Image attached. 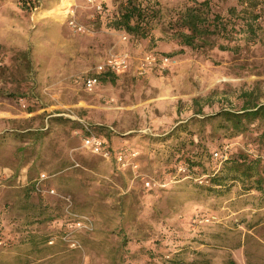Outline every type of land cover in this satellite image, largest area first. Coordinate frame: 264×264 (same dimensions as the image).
I'll list each match as a JSON object with an SVG mask.
<instances>
[{
	"label": "rangeland",
	"instance_id": "obj_1",
	"mask_svg": "<svg viewBox=\"0 0 264 264\" xmlns=\"http://www.w3.org/2000/svg\"><path fill=\"white\" fill-rule=\"evenodd\" d=\"M23 1L0 0V169L8 177L0 207L12 242L0 249V264H167L182 252L187 263L264 264V196L239 194L236 185L224 198H206L195 187L208 186V177H192L183 159L169 158L206 144L212 153L220 145L264 158L258 127L224 139L206 123L246 101L264 106V0H208L212 14L228 19L235 9L238 18L227 37L194 48L179 44L176 20L204 0H142L158 11L146 39L113 29L121 0H104L101 13L85 0H37L32 10ZM111 58H125L126 69L114 84L85 92L78 78ZM67 115L102 128L112 150L125 145L135 156L121 168L88 153L80 123ZM36 131L42 140L19 136ZM44 209L63 222L73 221L70 213L88 217L92 231L74 233L71 247L70 226L59 235L58 223L26 225L41 222ZM29 232L53 237L51 251L24 242Z\"/></svg>",
	"mask_w": 264,
	"mask_h": 264
},
{
	"label": "trees",
	"instance_id": "obj_2",
	"mask_svg": "<svg viewBox=\"0 0 264 264\" xmlns=\"http://www.w3.org/2000/svg\"><path fill=\"white\" fill-rule=\"evenodd\" d=\"M37 0H25L23 1V7L27 10H32L36 7ZM120 10L118 15L112 16V27L114 30L123 31L125 34L135 37L137 39H146L151 32V22L157 15L158 11L154 6L145 3L142 0H121ZM145 3V4H144ZM242 10L241 13H243ZM236 10L231 9V14L228 19H223L221 16L211 13V7L208 0H204L198 4H194L191 7L186 8L181 14L178 15L176 22L179 25V29L176 32V36L179 40V44L186 48H194L195 46L204 47L210 46V39L212 37H227L231 34L228 29L230 25L235 24ZM240 11L238 12V14ZM259 16H253L252 20L257 21ZM249 25V24H247ZM252 30L253 27L250 25ZM225 49V48H221ZM115 83V73H106L97 77V85L101 83ZM31 113V112H28ZM59 122L61 119H54L53 122ZM206 123L214 127L213 130L224 131V139H229L237 136L244 135L251 130V127H258L261 130L260 136L264 137V106L254 105L251 102L246 101L245 105L239 111H220L215 115L206 118ZM100 137L105 140V144L111 150L112 146L110 141L103 135H101L102 128H96ZM183 132L189 133L187 129ZM23 138H32L34 141L42 140L45 133L36 131L25 135H19ZM260 137V138H262ZM211 142V140H210ZM209 143V141H208ZM210 144V143H209ZM220 150V151H219ZM214 153H219L223 157L219 160V167L217 171H210V165L212 164ZM212 153L209 145H198L194 151L186 152L184 155L183 149L171 150L169 158H175L176 161L183 159L186 164V169L192 177L198 175H206L208 177V186L195 187L196 192L206 198L214 197L217 199L227 196L233 187L239 186V194H248L250 192H256L264 196V158L259 153L250 154L249 152H224L221 151L220 145L216 147V151ZM113 159V157H112ZM216 160V159H215ZM115 162V160L113 159ZM2 171V169H0ZM24 200L26 205H23V211H27L29 208L28 201L32 198L35 192L33 186L25 189ZM5 207H7L5 205ZM44 212L42 215H47L41 222L38 220H32L27 222L26 225L32 226L38 223L51 222L59 225V235L62 227H69L73 223L72 220L63 222L61 214L53 211L52 214ZM46 213V214H45ZM5 209L0 207V240L5 245H12L10 238L6 232L5 226ZM65 231V230H64ZM53 237L44 236L38 238L36 235L28 233L24 242L30 244L33 248H37V245H43L46 251H51L52 246H47L49 242H52ZM121 247L124 249L128 245L126 238L122 240ZM148 241V240H145ZM3 249V248H2ZM42 252L40 250H33V252ZM48 252V253H49ZM196 257L202 256L200 252L192 253ZM165 261V259H164ZM167 264H199L198 260H191L190 263L184 259L183 252L167 258ZM202 264H209L208 262H202Z\"/></svg>",
	"mask_w": 264,
	"mask_h": 264
},
{
	"label": "built area",
	"instance_id": "obj_3",
	"mask_svg": "<svg viewBox=\"0 0 264 264\" xmlns=\"http://www.w3.org/2000/svg\"><path fill=\"white\" fill-rule=\"evenodd\" d=\"M86 4L97 13H101L103 10L104 0H85ZM167 62L165 58L162 63ZM126 59L125 58H111L106 60L105 62L97 65L91 74L78 78L82 83L81 85L84 88V91L87 93H93L95 91V87L97 83V77L106 73H118L121 70L126 69ZM69 118L76 120L80 123V140H81V147L87 151L88 153L99 156L103 159H110L113 157L117 166L121 168H125L129 163V158L134 157L135 154L132 153L129 148L126 146L122 148H118L116 150H110L107 145L105 144V140L100 137L95 128L86 122L85 120H80L74 116H69ZM214 159L218 160L221 159L223 156L219 153H214ZM8 177L4 173V171H0V187L2 183ZM47 179L45 174H41L38 184L37 190L40 191V185ZM45 193L55 194L53 190H43ZM68 203L69 200H68ZM70 216L73 219V223L70 224L68 232L64 236V241L70 243L71 247H75L76 243L72 239V235L77 232H91L92 231V223L88 217L85 216H78L76 214L70 213ZM4 247L3 241L0 240V249Z\"/></svg>",
	"mask_w": 264,
	"mask_h": 264
},
{
	"label": "bare ground",
	"instance_id": "obj_4",
	"mask_svg": "<svg viewBox=\"0 0 264 264\" xmlns=\"http://www.w3.org/2000/svg\"><path fill=\"white\" fill-rule=\"evenodd\" d=\"M57 10L58 12H63L62 7L58 8Z\"/></svg>",
	"mask_w": 264,
	"mask_h": 264
},
{
	"label": "crops",
	"instance_id": "obj_5",
	"mask_svg": "<svg viewBox=\"0 0 264 264\" xmlns=\"http://www.w3.org/2000/svg\"><path fill=\"white\" fill-rule=\"evenodd\" d=\"M98 87H99V85H96V87H95V88H96V89H98ZM96 89H95V90H96ZM124 146H125V145H123L122 147H124ZM122 147H121V148H122Z\"/></svg>",
	"mask_w": 264,
	"mask_h": 264
}]
</instances>
